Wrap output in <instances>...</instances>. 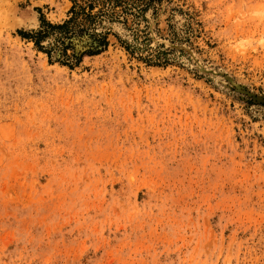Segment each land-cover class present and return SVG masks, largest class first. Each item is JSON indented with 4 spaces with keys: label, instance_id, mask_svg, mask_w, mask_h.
Returning a JSON list of instances; mask_svg holds the SVG:
<instances>
[{
    "label": "rangeland",
    "instance_id": "rangeland-1",
    "mask_svg": "<svg viewBox=\"0 0 264 264\" xmlns=\"http://www.w3.org/2000/svg\"><path fill=\"white\" fill-rule=\"evenodd\" d=\"M0 264H264V0H0Z\"/></svg>",
    "mask_w": 264,
    "mask_h": 264
},
{
    "label": "bare ground",
    "instance_id": "bare-ground-1",
    "mask_svg": "<svg viewBox=\"0 0 264 264\" xmlns=\"http://www.w3.org/2000/svg\"><path fill=\"white\" fill-rule=\"evenodd\" d=\"M189 47V46H188ZM206 65V64H205ZM242 112V111H241Z\"/></svg>",
    "mask_w": 264,
    "mask_h": 264
}]
</instances>
